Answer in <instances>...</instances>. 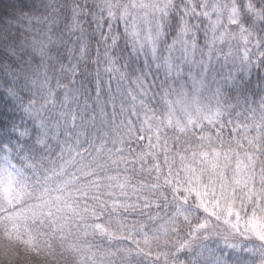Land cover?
Here are the masks:
<instances>
[{"label": "snow or ice", "instance_id": "1", "mask_svg": "<svg viewBox=\"0 0 264 264\" xmlns=\"http://www.w3.org/2000/svg\"><path fill=\"white\" fill-rule=\"evenodd\" d=\"M0 264H264V0H0Z\"/></svg>", "mask_w": 264, "mask_h": 264}]
</instances>
